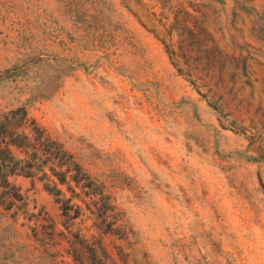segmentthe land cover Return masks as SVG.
Listing matches in <instances>:
<instances>
[{"label": "rangeland", "instance_id": "1", "mask_svg": "<svg viewBox=\"0 0 264 264\" xmlns=\"http://www.w3.org/2000/svg\"><path fill=\"white\" fill-rule=\"evenodd\" d=\"M7 120L87 186L6 176L0 264H264V0H0Z\"/></svg>", "mask_w": 264, "mask_h": 264}, {"label": "trees", "instance_id": "2", "mask_svg": "<svg viewBox=\"0 0 264 264\" xmlns=\"http://www.w3.org/2000/svg\"><path fill=\"white\" fill-rule=\"evenodd\" d=\"M22 119L25 120V114H21ZM26 122V120L24 121ZM9 120H7V142L4 148L0 149V154L7 151V163L0 160V188L1 193H4L7 198V208L13 206L14 203L22 201V197L17 188L11 184L6 176L11 174H21L28 176L35 171H40L45 176L44 168L48 170L49 175L56 181L47 179L45 189L54 197L55 201L62 205L60 208L65 212L71 210L72 204L69 205L70 198L62 196L61 189L57 187V184H64L66 180L73 181L76 184H80L79 187H85L86 175L80 170L79 166L71 160V156L62 149V147L49 137L40 133H16L9 127ZM33 132V128L29 129ZM6 133H0V139H4ZM6 146V147H5ZM21 149L24 157L21 159H13L11 156V149ZM29 148V152L25 149ZM20 161H23L20 164ZM63 167V169H61ZM73 192V189H71ZM72 218V216H68Z\"/></svg>", "mask_w": 264, "mask_h": 264}]
</instances>
